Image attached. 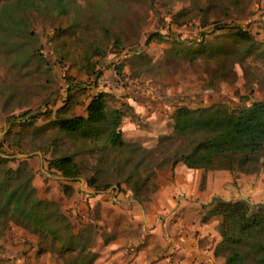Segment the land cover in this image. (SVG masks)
<instances>
[{"label": "rangeland", "instance_id": "374dc122", "mask_svg": "<svg viewBox=\"0 0 264 264\" xmlns=\"http://www.w3.org/2000/svg\"><path fill=\"white\" fill-rule=\"evenodd\" d=\"M13 1L0 0V15L3 4ZM15 16L25 19L20 32L9 29L13 22L6 16L0 28V156L10 158L0 159V180L6 190L28 193L22 200L26 208L34 199L45 201L35 207L45 224L8 209L0 217V264H87L92 255L90 264H225L215 249L205 250L207 260L181 246L179 227L170 232L179 216L167 217L176 194L165 204V189L175 182L173 166L156 164L183 140L158 145V137L172 132L176 105L236 108L264 100V0H67L64 11L33 0L20 4ZM237 27L252 41L235 39L231 31ZM153 31L161 37L146 43ZM113 33L119 36L117 46ZM98 46L99 53H93ZM99 90L109 93L108 111L121 110V134L128 143L107 145L102 159L105 131L95 140L72 137L49 123L63 104V115L84 112ZM28 110L29 117L21 119ZM11 118L26 124L6 134ZM136 145L148 150L130 153ZM69 151L81 169L72 179L48 166L53 156ZM134 166L141 201L134 198L132 182L123 180ZM8 168L20 173L5 174ZM197 168L201 187L206 172L219 169ZM89 177L97 184H88ZM236 185L232 179L224 194L213 197L250 200ZM211 200L192 210L201 221ZM56 228L80 233L86 247L76 260V249L54 237Z\"/></svg>", "mask_w": 264, "mask_h": 264}, {"label": "trees", "instance_id": "16d2710c", "mask_svg": "<svg viewBox=\"0 0 264 264\" xmlns=\"http://www.w3.org/2000/svg\"><path fill=\"white\" fill-rule=\"evenodd\" d=\"M40 1L46 5L53 3V7H58L61 11L67 7V0ZM32 2L33 0H16L8 5L4 3L1 8L0 28L2 16H6L9 21L13 22L9 29L20 32L24 25L21 23L25 19L15 16V10L20 4L24 6ZM199 12H205L204 7H200ZM184 14L180 12V15ZM206 21L207 18L202 16L203 25ZM105 31L109 30L106 29ZM27 32L32 34L31 30H27ZM231 33L239 41H252V36L241 27L235 28ZM112 36L115 41L114 45L117 46L119 36L117 33H113ZM160 37L159 32H150L146 43ZM199 44L204 46L202 41ZM248 50L249 47L247 46L246 51ZM98 51L99 46L93 49V53H99ZM15 55L18 56V54ZM107 94L109 93L103 90L92 94L86 105L85 115H63L62 113L67 110V104H63L56 109L55 118L49 122L52 126L57 127L61 133L72 137L78 135V137H91L95 140L100 133L105 131L107 143L99 145V159L105 157L107 145L108 147H120L128 144L121 134V110L113 108L108 111ZM28 113L29 110L25 114L22 113L21 119ZM172 117V132L161 134L158 137V145L171 144L180 139L183 141L180 144H175L169 150L168 156L159 160L157 166L161 167L164 162L174 166L181 161L189 167L224 168L232 173L264 170V100H256L236 108H229L222 103L197 106L176 105ZM19 123L26 124V122H17L16 119L11 118L5 131L6 134ZM139 149L148 150L147 147L136 145L130 153H137ZM74 154V151H69L53 156L48 161V166L58 171L65 178H75L79 176L81 169ZM0 159L8 160L10 158L0 156ZM10 171L16 174L20 173L19 168L14 170L8 168L4 170V173ZM137 173V167L134 166L126 173L123 180L132 182L134 198L141 201L138 193L140 188L137 184L138 179L133 177ZM141 179L145 181V178ZM86 181L88 184H97L93 177H89ZM5 188V183L1 179L0 217L8 209H13L17 215H21L25 219L45 224L43 212L35 208L39 204H46L45 201L38 198L34 199L29 202V207L26 208L22 205V200H27L28 193H20L16 187L9 190ZM209 204L211 208L202 217V220L207 219L212 214L221 216L219 223L221 239L215 246V253L224 257L225 264H264V201L255 202L246 198L226 199L217 195ZM66 224L68 223L66 222ZM52 231L54 237L63 240V247L68 246L76 249L75 260L81 256L86 245L80 240L79 232L69 231L63 234L58 228ZM90 252L88 250L87 255ZM93 256H89V262ZM89 262L87 264H90ZM82 264L86 263L83 262Z\"/></svg>", "mask_w": 264, "mask_h": 264}, {"label": "crops", "instance_id": "0c3cea01", "mask_svg": "<svg viewBox=\"0 0 264 264\" xmlns=\"http://www.w3.org/2000/svg\"><path fill=\"white\" fill-rule=\"evenodd\" d=\"M88 102L89 100L84 105V112L77 114H86V105ZM171 171L174 173L175 182L168 184L165 189L170 196H168L169 200L165 204L172 203L171 198L174 194H176L177 198L174 209L167 214V217H170V215L175 212H179V216L177 220L172 223L170 232L173 231V233H176L179 227L178 232H181L179 237L185 239L179 241V244L192 250L195 254H198L200 258L202 257L210 260L209 257H206L207 254H205V250L207 251L208 248V252L214 250L216 244L221 239L218 230L219 216L211 215L209 218L201 221L197 216L198 214H194L192 210L196 212L200 210L202 205L209 202L214 195L224 194L226 184L232 179L238 180L236 192L239 190L244 197H248L255 202L264 201V170H260L261 176L257 177V172H241L236 176L235 173H232L228 169H214L206 172L202 187L200 186L202 176L199 168L189 167L185 163L179 161L172 167ZM248 175H253L250 178L251 180H247L246 177ZM230 186L227 188L229 192L232 191ZM183 208L185 211L182 210ZM156 227L157 225L155 226L154 224L153 228L155 229ZM175 235L176 234H174V236ZM188 241L194 243L196 247L192 248ZM200 241L203 242L204 245H201L202 243H200ZM108 242H115V239H110Z\"/></svg>", "mask_w": 264, "mask_h": 264}, {"label": "water", "instance_id": "95a60500", "mask_svg": "<svg viewBox=\"0 0 264 264\" xmlns=\"http://www.w3.org/2000/svg\"><path fill=\"white\" fill-rule=\"evenodd\" d=\"M242 197V196H241ZM247 199V198H246Z\"/></svg>", "mask_w": 264, "mask_h": 264}]
</instances>
